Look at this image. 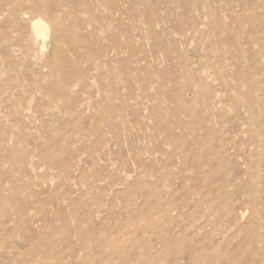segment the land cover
<instances>
[{
	"label": "rangeland",
	"instance_id": "374dc122",
	"mask_svg": "<svg viewBox=\"0 0 264 264\" xmlns=\"http://www.w3.org/2000/svg\"><path fill=\"white\" fill-rule=\"evenodd\" d=\"M0 206V264H264V0H0Z\"/></svg>",
	"mask_w": 264,
	"mask_h": 264
},
{
	"label": "bare ground",
	"instance_id": "6f19581e",
	"mask_svg": "<svg viewBox=\"0 0 264 264\" xmlns=\"http://www.w3.org/2000/svg\"><path fill=\"white\" fill-rule=\"evenodd\" d=\"M50 10V8H49ZM56 10V9H55ZM51 14V13H50ZM49 14V15H50ZM55 15V14H54ZM70 17V16H69ZM55 18H51L49 23H47L46 21H44L42 18H36L32 21V31L34 36L37 39H40L43 41V45H42V49L45 48V42L48 39V37L50 36V32L53 31L54 34H58L60 33V25L59 23L55 20ZM58 20V19H57ZM59 21V20H58ZM66 22V21H65ZM61 23V22H60ZM62 26V25H61ZM62 29V28H61ZM57 37V36H56ZM61 37V35L59 36ZM54 38V37H53ZM59 39V38H58ZM59 41V40H58ZM74 50V49H73ZM4 202H6L4 200ZM7 204V203H6ZM5 206V205H4ZM1 208V206H0ZM179 210V209H178ZM170 212V211H169ZM14 213V212H13ZM179 213V212H178ZM181 213V212H180ZM15 219V218H14ZM178 220V219H177ZM10 222V219H9ZM173 223V222H172ZM11 224V223H10ZM175 224V223H174ZM176 226V225H175ZM3 227V225H2ZM7 227V226H6ZM55 264V263H54Z\"/></svg>",
	"mask_w": 264,
	"mask_h": 264
}]
</instances>
